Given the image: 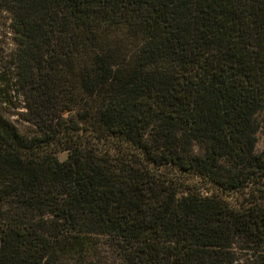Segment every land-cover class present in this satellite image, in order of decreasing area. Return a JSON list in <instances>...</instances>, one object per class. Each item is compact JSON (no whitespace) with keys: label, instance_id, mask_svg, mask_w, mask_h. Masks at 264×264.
I'll return each instance as SVG.
<instances>
[{"label":"trees","instance_id":"16d2710c","mask_svg":"<svg viewBox=\"0 0 264 264\" xmlns=\"http://www.w3.org/2000/svg\"><path fill=\"white\" fill-rule=\"evenodd\" d=\"M2 10L0 264H264V0Z\"/></svg>","mask_w":264,"mask_h":264},{"label":"rangeland","instance_id":"374dc122","mask_svg":"<svg viewBox=\"0 0 264 264\" xmlns=\"http://www.w3.org/2000/svg\"><path fill=\"white\" fill-rule=\"evenodd\" d=\"M18 44L15 33L11 27V14L8 11H0V103L4 114L9 117L24 133L31 132L34 127L25 121V98L17 84L15 70V53ZM69 116L68 110L63 112Z\"/></svg>","mask_w":264,"mask_h":264}]
</instances>
